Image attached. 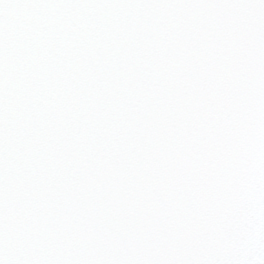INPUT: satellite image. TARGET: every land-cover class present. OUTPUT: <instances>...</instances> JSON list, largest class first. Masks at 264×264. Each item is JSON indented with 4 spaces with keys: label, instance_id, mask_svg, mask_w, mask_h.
Segmentation results:
<instances>
[{
    "label": "snow or ice",
    "instance_id": "1",
    "mask_svg": "<svg viewBox=\"0 0 264 264\" xmlns=\"http://www.w3.org/2000/svg\"><path fill=\"white\" fill-rule=\"evenodd\" d=\"M0 264H264V0H0Z\"/></svg>",
    "mask_w": 264,
    "mask_h": 264
}]
</instances>
